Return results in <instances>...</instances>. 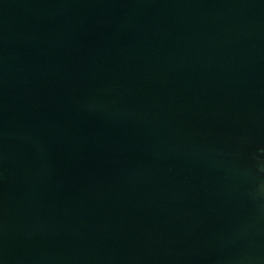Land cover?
Segmentation results:
<instances>
[{
  "label": "water",
  "instance_id": "1",
  "mask_svg": "<svg viewBox=\"0 0 264 264\" xmlns=\"http://www.w3.org/2000/svg\"><path fill=\"white\" fill-rule=\"evenodd\" d=\"M0 264H264V0H0Z\"/></svg>",
  "mask_w": 264,
  "mask_h": 264
}]
</instances>
